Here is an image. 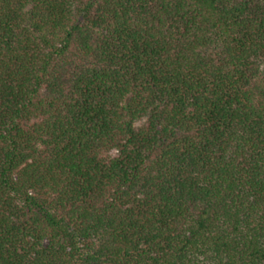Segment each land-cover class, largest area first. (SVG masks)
Segmentation results:
<instances>
[{"label":"trees","instance_id":"obj_1","mask_svg":"<svg viewBox=\"0 0 264 264\" xmlns=\"http://www.w3.org/2000/svg\"><path fill=\"white\" fill-rule=\"evenodd\" d=\"M0 264H264V0H0Z\"/></svg>","mask_w":264,"mask_h":264}]
</instances>
